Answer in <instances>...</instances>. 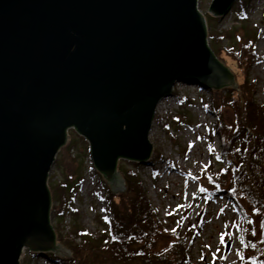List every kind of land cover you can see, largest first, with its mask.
<instances>
[{
  "label": "water",
  "instance_id": "95a60500",
  "mask_svg": "<svg viewBox=\"0 0 264 264\" xmlns=\"http://www.w3.org/2000/svg\"><path fill=\"white\" fill-rule=\"evenodd\" d=\"M208 37L198 0H0V264L69 255L48 179L70 130L118 194L119 161L149 162L157 106L176 84L237 88Z\"/></svg>",
  "mask_w": 264,
  "mask_h": 264
},
{
  "label": "rangeland",
  "instance_id": "374dc122",
  "mask_svg": "<svg viewBox=\"0 0 264 264\" xmlns=\"http://www.w3.org/2000/svg\"><path fill=\"white\" fill-rule=\"evenodd\" d=\"M242 1L245 0L237 1L224 17L210 14L212 0L198 3L207 20L208 42L214 52L237 49L240 41L251 39L259 59L249 68V79L256 84L258 104L264 107V0H247L245 8L241 7ZM211 35L221 36V40L214 44L216 39ZM237 35L240 41L236 40ZM174 93L176 96L163 99L157 106L149 133L153 146L149 162L120 160L118 171L121 175L122 170L139 172L166 228L179 229L187 236L190 264H251L245 245L250 224L242 220L225 195L209 197L202 191L203 178L212 161L213 141L219 147V140L213 138L215 118L206 109L211 93L206 88L180 84ZM182 116H189L190 120L182 123ZM75 166L81 174L78 170L71 184L75 190L74 214L64 219L52 215V226L58 235L67 236L81 228L93 238H101L107 232L105 190L112 191V187L94 168L89 143L70 130L67 145L51 168L48 186L62 184ZM79 174L81 186L77 185ZM31 253L24 251L21 264H50L42 254L35 257Z\"/></svg>",
  "mask_w": 264,
  "mask_h": 264
},
{
  "label": "trees",
  "instance_id": "16d2710c",
  "mask_svg": "<svg viewBox=\"0 0 264 264\" xmlns=\"http://www.w3.org/2000/svg\"><path fill=\"white\" fill-rule=\"evenodd\" d=\"M246 1L241 7L245 8ZM210 38L216 39L214 44L221 40V36ZM236 40L240 41L238 35ZM239 45L237 49L214 52L227 62L237 88L209 89L211 101L206 109L215 118L213 138L219 140V147L213 141L212 161L202 191L209 197L225 195L233 203L242 220L251 226L245 244L249 263L264 264V107L258 104L256 84L249 79V68L259 56L251 39ZM180 120L183 123L190 117L182 116ZM157 159L164 161L159 156ZM71 169L62 184L50 187L51 216L56 218L74 214L75 190L71 184L79 167ZM121 172L125 190L118 194L105 190L107 232L98 239L81 228L67 236L56 233L69 255L42 254L50 264H190L187 236L179 229L166 228L138 171ZM80 174L78 186L82 184Z\"/></svg>",
  "mask_w": 264,
  "mask_h": 264
},
{
  "label": "bare ground",
  "instance_id": "6f19581e",
  "mask_svg": "<svg viewBox=\"0 0 264 264\" xmlns=\"http://www.w3.org/2000/svg\"><path fill=\"white\" fill-rule=\"evenodd\" d=\"M198 1H199V0H198ZM198 10H199L200 13H202V12L200 11L199 3H198ZM204 17H205V16H204ZM205 19H206V17H205ZM206 24H207V20H206ZM207 27H208V24H207Z\"/></svg>",
  "mask_w": 264,
  "mask_h": 264
}]
</instances>
